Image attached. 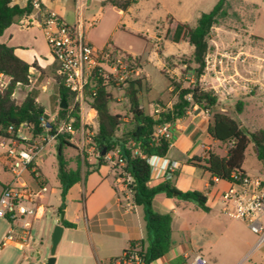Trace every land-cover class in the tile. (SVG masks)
<instances>
[{"label":"trees","instance_id":"16d2710c","mask_svg":"<svg viewBox=\"0 0 264 264\" xmlns=\"http://www.w3.org/2000/svg\"><path fill=\"white\" fill-rule=\"evenodd\" d=\"M34 1L39 3L40 11H44L40 0H29L24 8L12 5V0H0V36L17 20L33 12ZM233 1L240 6L243 3L242 0H218L209 12L200 15L196 25L191 26L184 22L175 23L170 38L176 44L188 42L193 47L191 56L181 63L187 71L194 73L195 78L189 86L182 87L167 76L173 92L177 93V101L171 108L157 101L155 104L158 112L153 115L146 113L141 106L140 98L143 91L142 79L133 78L139 58L126 55L128 73L122 79L125 72L118 70L115 74H111L100 67L94 73L86 89L89 107L96 112L95 122L97 124L96 130L87 135V140L92 147L96 148L97 153L101 154L102 150H105V154L97 156V162L93 166L81 156H77L76 167L71 168L64 157L66 147L75 148L70 140L71 136H60L57 140V177L62 200V205L58 209L59 213L64 209L70 188L86 179L91 173L98 171L100 166L109 162L106 157L116 153V156H111V161L116 162V166L112 168L130 177L127 188L132 193L134 205L143 208L147 230L146 239L139 242L138 247V243L132 242L123 255L135 250L142 264H151L162 258L173 244L172 214H161L155 211L153 200L156 195L176 196L197 204L204 212L209 211L206 197L199 192H179L169 179H164L157 185L149 184L151 167L148 159L152 156H166L170 147V139L155 135L154 130L158 125L174 124L177 120L184 118L190 108L197 106L210 115L208 127L210 137L220 144L227 145V150L224 155L208 151L204 158L193 157L187 161L188 164L203 168L211 178L225 182H237L247 176L243 164L245 153L252 144L256 148L257 159L264 170V129L253 131L243 126L236 118L219 108L218 98L213 90L205 88L202 84L206 57L210 51L209 36L212 29L221 25L231 15L240 20L237 14L232 13ZM107 2L125 12L135 3V0H107ZM253 20L254 17L249 24ZM104 49L120 50L112 46H106ZM30 68V64L17 57L14 48L0 43V76L9 78L6 88L0 90L1 138L17 139L22 124L27 125L33 136H37L42 131L40 118L45 116V113L44 108L36 101L38 91L29 92L21 104H17L12 98L18 85L24 87L30 85ZM111 88L124 90L129 104L125 115L110 112L109 104L114 101ZM58 93L61 100L66 101L68 108L66 110L58 108L55 122L58 123L69 117L73 119L76 129L81 128L79 106L70 109L71 94L60 81H58ZM243 105L240 100L236 103V110L239 114L243 110ZM83 128L91 130L90 126H83ZM120 162L123 163L122 166H119ZM84 166H87V169L83 170ZM37 172L39 173V169ZM62 225L66 228L75 227V224L66 220H63ZM120 258L110 261L113 263Z\"/></svg>","mask_w":264,"mask_h":264},{"label":"rangeland","instance_id":"374dc122","mask_svg":"<svg viewBox=\"0 0 264 264\" xmlns=\"http://www.w3.org/2000/svg\"><path fill=\"white\" fill-rule=\"evenodd\" d=\"M217 2L218 0H135V3L127 11L123 12L118 7L108 3L107 0H87L84 6L85 15L79 29L83 33L85 41L91 43L99 50L104 49L106 46L116 45L120 49V54L139 58L135 69L139 74L135 73L133 78L142 79V102L147 103L152 101V99L155 102L161 100H173L176 102L177 93L167 91V87L170 86L167 76L182 87L190 85L195 78L194 73L187 71L181 62L188 60L193 47L188 43L176 44L171 41L169 38L170 23L173 19L174 22H185L194 26L200 15L209 12ZM242 2L240 6L233 1L232 9V13L237 14L240 20L231 15L221 25L214 27L210 33V56H207L206 59L210 64H215V70L218 74L227 75L226 73H231L232 71L233 74H236V70L239 71L240 65L244 62L243 58L247 56L243 53V47L257 42L254 37H250L248 43L245 42V35L249 33L254 36L264 37V0H242ZM253 17L254 20L249 25V21ZM43 46L48 52V43L44 42ZM158 50L159 58L157 59ZM161 51L168 56L171 54L175 56L165 59L160 55ZM51 55L50 52L49 56L51 57ZM141 58H148L151 63ZM227 60H233L236 63L233 69L228 63L226 64ZM206 73L208 72L205 70L204 75ZM241 81L240 75L236 74L233 79L216 80L215 83L217 85L222 84V86L233 85L240 87ZM202 84L207 89L211 87V84L208 85L204 81V77ZM148 88L152 89H150L151 92L148 91ZM238 90L234 95L232 93L230 95L224 94L225 103H222L224 105H219V108H223L229 115L236 118L242 125H246L250 130L264 129V95L257 96L256 88H254L252 112L249 115L246 113L242 114V112L239 114L236 110V103L239 100L244 102L242 99L247 95ZM110 91L114 96L113 105L110 104V107L112 105L114 109L119 108L125 115L127 113L128 100L125 97L124 90L111 88ZM147 92L149 95H147ZM54 104L55 108L60 105L59 94L56 95ZM82 125L90 126L91 130L83 127L77 128L71 141L75 148L66 147L64 149V157L71 168L76 167L77 156H81L83 160L93 166L97 162V156L100 155L97 153L96 148H92L87 140V135L92 134L97 128L92 115ZM20 134L30 137L29 130L25 128H22ZM226 150L227 145L224 144H218L215 148V152L221 155H224ZM110 156H113V154H110ZM107 164L110 163L107 162ZM112 167L114 166L112 165ZM85 169H87V166H84L83 170ZM243 169L252 177L264 179L263 167L257 159L256 148L252 144L245 153ZM40 173L45 179L47 192L43 194L42 199L38 200L42 208L33 222L28 244L21 248L12 244L2 247L3 239L10 226L7 221L0 218V264H46L51 256L52 235L57 225L54 219L58 217L60 220L61 213L65 212L66 206L70 216H80L82 213L81 207L70 201L72 197L77 199L79 193H82V182L70 191V197L67 201L65 200L64 209L61 213L58 212L59 207L62 205V200L60 183L57 177V142L54 143L51 154L47 155L41 163ZM96 178L98 177L95 175L92 177L93 180ZM87 179L89 180V175L85 179L86 182ZM12 181V173L5 169L4 161L0 159V190ZM221 221V226L218 227L215 233L221 235L222 238L215 248V253L216 255L225 256L230 247L236 243L239 230L235 219L224 216ZM222 232L224 233L221 234ZM243 234L245 240L250 244L257 241V237L253 233L244 230ZM98 245L100 247V238L95 236L94 241H92L86 229L78 231L66 230L56 246L54 264H100V249L98 250ZM255 245H251L247 249L246 263L264 264V245L256 251L254 250ZM73 250L79 257L74 258L72 256ZM230 251L232 254H238L239 252L236 248ZM221 258L218 260L219 264H223Z\"/></svg>","mask_w":264,"mask_h":264},{"label":"crops","instance_id":"0c3cea01","mask_svg":"<svg viewBox=\"0 0 264 264\" xmlns=\"http://www.w3.org/2000/svg\"><path fill=\"white\" fill-rule=\"evenodd\" d=\"M28 1L29 0H12V5L24 8ZM86 3L87 0H40V4L43 6L44 11L57 14L68 25L75 26L78 29L85 15L84 6ZM41 17V13L34 8L30 15H26L17 20L4 31L0 36V43L14 48L17 57L31 65L30 85L25 87L18 85L12 98L17 104H21L29 92L38 91L36 101L44 108L45 116L49 119H56L58 116V108H60L58 105L57 108H55L54 104L56 95L59 94L56 74L57 67L52 55L51 57L49 56L51 52L50 48L47 52V49L43 46L44 42L47 43L45 32L42 27L37 24H32L30 26L23 25L25 19L41 21ZM175 23L176 22L172 19L169 28L170 33ZM123 27L127 28L125 26ZM250 37L256 38L257 42L250 43L243 47V53L247 56L243 58L244 62L240 65L239 71L236 70V74L240 75L242 78L240 83L241 86L235 87L229 85L227 87L223 85V89L229 91L232 95H234L238 89V91L247 95L242 99L244 101V110H242V114L246 113L247 115L252 112L253 108V89L256 88L257 96L264 95V37L254 36L248 33L245 35L244 41L248 43ZM112 47L119 49L116 45ZM158 52L159 50L157 51V59L159 58ZM160 55L165 59L175 56L174 54L168 56L164 54L163 51L160 52ZM207 56H210V51ZM141 59H146L151 63L148 58ZM227 63L231 66V69L236 65L233 60H227L226 64ZM231 73H226L227 75H225L223 73L218 74L211 71L204 75V81L207 82L208 85L211 84V86H214L217 85L215 83L216 80L224 81L227 78H235L236 74H233V71ZM137 74L139 73L137 72ZM0 81L7 85L9 83V78L0 76ZM150 89L151 88H148V91L151 92L152 89ZM167 91L173 92L172 87L168 86ZM249 94L250 96H248ZM147 95H149L148 92ZM141 96L140 98H142ZM217 98L219 105H224L222 104L225 103L224 101L226 99L224 98V94L218 95ZM113 102L110 104L113 105ZM161 102L169 108L175 103L173 100H161ZM110 104L109 110L112 114H124L119 108L114 109L112 105L110 107ZM141 106L149 115H153L156 111L155 100L153 99L147 103L141 101ZM128 107L129 104L127 105V109ZM85 109V117L92 115V119L95 120V110ZM221 110L225 111L223 108H221ZM83 123H85V121ZM209 123L210 115L199 107L194 106L187 111L184 118L177 120L170 128V147L165 157L171 161L177 162L180 167L169 180L179 192L186 193L195 191L203 194L207 199L206 205L209 211L204 212L197 204L179 199L176 196L168 197L165 194L156 195L153 200L155 211L161 214H172L173 244L167 254L151 264H187L198 254L204 256L208 264H219L218 260L220 257H222L221 260L223 264H248L246 263L247 249L250 248L251 245L256 244V242L250 244L245 240L243 231L245 230L249 233L251 231L242 221L235 220L237 222L239 234L236 238V243L231 247L229 246L230 250L236 248L239 251L238 254H232L228 248V253L225 254V256L216 255L215 253V248L222 238V236L217 235L215 231L221 226L222 217H228L224 213L221 203V193L227 189V182L211 178L203 168L195 167L187 163V161L193 157L204 158L208 151L215 152V148L220 144L213 140L208 134ZM243 126L247 127L244 124ZM21 130L22 128L19 134ZM53 145L54 144H51L47 147L42 159L37 162V169H39L41 177V163L47 155L51 154ZM3 152L4 148L0 147V154ZM94 175L98 178L93 180L92 177ZM162 180H164V178L161 176V172H157L149 184L157 185ZM81 182L83 184L82 193H79L77 199L72 197V200H70L71 203L81 207V215L70 216L67 206L64 212V220L75 224V227H64L62 223H60L58 217L54 219L55 223L63 226V232L66 230L78 231L86 229L92 241H94L95 236L100 238V247L98 245V250L100 249V264H118L117 260L113 263H111L110 260L120 258L123 252L130 247L132 242L138 243V247L139 242L144 241L147 237L143 208L135 205L131 208L127 206V191L123 183L117 178V173L113 170L111 164L106 163L100 166L98 171L89 175V180L87 179V182L83 179L73 185L68 191L66 201L70 197V191ZM1 191L2 190H0V193ZM223 233L224 232L221 234ZM72 256L74 258L79 257L74 250Z\"/></svg>","mask_w":264,"mask_h":264},{"label":"built area","instance_id":"2783aa9c","mask_svg":"<svg viewBox=\"0 0 264 264\" xmlns=\"http://www.w3.org/2000/svg\"><path fill=\"white\" fill-rule=\"evenodd\" d=\"M33 4L34 8L42 15L41 21L25 19L23 25L37 24L44 30L57 67V83L60 81L70 92L72 97L70 109L79 106L83 124L88 119L85 117V108L91 109L86 89L94 73L100 67L111 74L121 70L125 72L122 79L128 73L127 56L113 49L99 50L95 48L91 43L85 41L83 33L78 28L68 25L53 12H41L37 1H34ZM215 67V64H210L206 59L205 70L208 73L210 71L218 73ZM6 86L0 81V90H4ZM223 87L222 84H219L211 86L209 89L213 90L216 96L230 94ZM73 122L72 118L67 117L56 123L55 118L49 119L43 116L40 118L42 131L37 136L31 134L30 137H27L18 134L17 139L0 137V147L4 148L0 159L4 161L5 169L13 175V181L3 186L0 193V218L7 221L10 226L3 239L2 247L12 244L21 248L28 244L33 222L41 210L38 200L42 199L43 194L47 192L45 181L37 172V162L42 159L47 147L56 143L60 136L69 135L71 136L70 140H73V135L76 133ZM171 126L172 124L158 125L154 130L155 135L171 140ZM22 128H27V125L22 124ZM113 156H116V153ZM106 159L111 165L116 166V162L111 161L110 155ZM148 162L151 167L150 181L157 172H161L164 179H169L180 167L177 162L171 161L165 156H152ZM122 165L123 163L120 162L119 166ZM116 173L117 178L127 191V206L131 208L134 203L132 193L127 188L130 177L122 174L120 170ZM263 182L264 179L260 177L247 175L237 182H227V189L221 193L224 213L231 219L245 223L257 237L255 251L264 245ZM117 262L118 264H142L135 250L124 254ZM187 264H208V261L204 256L198 254Z\"/></svg>","mask_w":264,"mask_h":264},{"label":"water","instance_id":"95a60500","mask_svg":"<svg viewBox=\"0 0 264 264\" xmlns=\"http://www.w3.org/2000/svg\"><path fill=\"white\" fill-rule=\"evenodd\" d=\"M59 107L61 109L66 110L68 108V105L66 104V101L64 99L61 100ZM105 154V150H102L101 155ZM64 220V212L61 213V218H60V223H62ZM63 226L61 224H57L56 227L54 228L53 235H52V251H51V256L48 259L46 264H54L55 263V250L58 242L60 241V238L63 233Z\"/></svg>","mask_w":264,"mask_h":264}]
</instances>
